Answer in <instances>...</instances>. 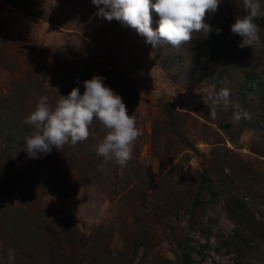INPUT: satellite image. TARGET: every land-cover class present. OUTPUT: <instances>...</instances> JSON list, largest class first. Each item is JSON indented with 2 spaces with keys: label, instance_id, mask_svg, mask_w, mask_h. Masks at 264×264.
<instances>
[{
  "label": "rangeland",
  "instance_id": "374dc122",
  "mask_svg": "<svg viewBox=\"0 0 264 264\" xmlns=\"http://www.w3.org/2000/svg\"><path fill=\"white\" fill-rule=\"evenodd\" d=\"M23 1L37 16L0 0V264H264V46L230 52L225 109L213 104L220 89L188 81L191 70L187 84L169 78L165 49L97 16L91 0ZM241 5L222 0L206 22L231 32ZM256 23L264 43V18ZM206 39L189 46L202 51ZM244 69L255 78L242 96ZM93 75L142 132L132 159L121 168L96 154V120L88 140L30 157L24 117L41 96L54 108L59 94L83 93ZM236 111L247 116L233 122Z\"/></svg>",
  "mask_w": 264,
  "mask_h": 264
},
{
  "label": "clouds",
  "instance_id": "9594fccd",
  "mask_svg": "<svg viewBox=\"0 0 264 264\" xmlns=\"http://www.w3.org/2000/svg\"><path fill=\"white\" fill-rule=\"evenodd\" d=\"M96 5L97 16L109 21L116 19L122 25L134 29L153 48L168 44L180 48L190 44L194 34L207 35L212 31L206 18L219 10L222 0H91ZM243 15L234 18L231 33L241 40L238 47H262L259 25L264 18V6L260 0H242ZM107 9V10H106ZM152 11L158 17L154 29ZM219 33L220 29H216ZM84 91L73 87L67 95H60L53 108L50 98L41 96L34 108L24 117L31 126V135L25 138V148L30 157L49 154L53 148L63 152L65 145L76 146L89 139L93 121H99L105 133L96 146V154L105 161H114L121 168L132 159L133 145L142 135L135 118L128 114L122 97L103 83V77L93 75L83 81ZM230 90L222 88L213 104L230 106ZM239 106L237 105V108ZM217 118L215 107L210 111ZM246 113H233V122H239Z\"/></svg>",
  "mask_w": 264,
  "mask_h": 264
},
{
  "label": "trees",
  "instance_id": "16d2710c",
  "mask_svg": "<svg viewBox=\"0 0 264 264\" xmlns=\"http://www.w3.org/2000/svg\"><path fill=\"white\" fill-rule=\"evenodd\" d=\"M3 2L11 7L21 9L26 15L37 16L38 12L31 10L29 4H27L23 0H20L18 2L17 0H3ZM152 15L153 23L151 26L155 29L157 27L159 17L155 12ZM207 23L211 26L212 31L207 35L202 34L205 35V38H207L206 44L202 51L197 48L192 49L191 46H189L190 44H185L180 48H172L168 44L160 45L158 48H164L166 57L168 58L165 64L163 63L161 65V69L169 78L175 80L176 82L187 84L189 83L188 81L198 77L212 83L215 88L214 90L218 91L222 87L223 77L228 74V71L224 68V64L225 62L230 61V52L238 50L239 48L238 44H236V37L238 35L226 31L224 33L225 36L224 34L220 36L222 30L219 28L220 31L219 33H217L216 29L218 28V25L209 23L208 21ZM176 49H183L184 52H187L188 55L182 56L180 52L177 53L178 50ZM236 52L237 51L233 53ZM171 66H173V70H171ZM186 66L189 67L186 68ZM238 68H241V66L237 67L236 69ZM188 70H191L190 72H195L196 75H193L187 82H185V76H183L182 78L180 76L182 73H187L186 75H188ZM239 71L242 72L241 79L243 81V84L241 86V91L243 94L242 96H244L251 90L250 85L252 84V81L255 77L253 74L247 73L248 71L246 69ZM12 105L13 100H11V102L7 101V106H9L8 116L10 117V119H14L15 117V111L12 109ZM163 111L165 114L164 117L166 118L167 125L171 129L175 128V126L177 127V121H175L176 115L173 113L172 109L170 111H167V108H165ZM11 134H14V132H11ZM159 162H163L161 157L159 158Z\"/></svg>",
  "mask_w": 264,
  "mask_h": 264
}]
</instances>
